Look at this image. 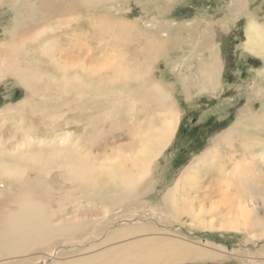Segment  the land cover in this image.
<instances>
[{"label": "bare ground", "instance_id": "bare-ground-1", "mask_svg": "<svg viewBox=\"0 0 264 264\" xmlns=\"http://www.w3.org/2000/svg\"><path fill=\"white\" fill-rule=\"evenodd\" d=\"M83 1L89 4L100 2ZM83 1L77 0V3ZM229 1L232 16L235 18L249 7V0ZM34 7L37 11L36 21L43 22L37 28L21 27L23 35L13 41L14 50L13 47L11 50L8 47L7 54L3 48L0 50V81L9 76L13 77L30 92L31 97L39 94L44 96L46 92L54 90L62 94L75 92V99L85 96L86 93H92L97 98H107L125 116L128 127L123 129L131 140L118 142L115 147L109 146L107 152H95L93 147L98 145L96 141H100L97 133L91 132L80 138L75 137L73 131L38 136L30 133L28 127L21 128L24 122L21 113L27 102L0 111V121L9 120L11 123L6 136L0 130V181L7 183L6 188L0 189V259H9L0 264H24L25 260H29V264H179L182 258L197 261L212 259L216 262L228 258L226 247L208 240L199 244V241L173 233L170 226L151 224L149 218L139 217L137 221L132 219L137 212L131 210L132 207L150 205L145 199L146 193L150 192L146 184L148 180L154 181L155 164L163 157L177 133L180 124L179 112L172 100V93L158 82H151L152 84L141 90L139 89L142 85L138 84L135 88L137 91H130L126 95L118 91L107 96L102 94V89L109 88L111 92V89H115V84H127L132 80L142 82L149 74L151 64L143 66L136 63L129 67V62L123 65L124 61H121L124 60V55L110 60L102 55L94 59L86 47L87 43L78 39L75 32V35H69V48L74 47L66 54L69 49L63 48L59 37H55L53 33H56L62 23L64 25V21L70 28L73 22L77 24L78 13L67 14L70 7L66 0H38ZM251 14L244 27V40L240 47L244 54L260 57L264 63V19L260 20L255 11ZM56 19V24L58 22L60 26L47 25V21ZM150 19H139L142 27L152 29L153 19ZM171 24L164 21L162 26L167 31L158 33V36L137 30L138 38L149 43L158 55L164 50L166 42L176 43L181 40L178 30L175 31ZM229 29L226 24L217 32V37L220 38ZM213 32L208 29L196 37L195 45H201L202 50L209 53L205 61H199L194 73L190 70L198 77L184 79L182 88L190 90L191 86H195L202 93L201 91H215L216 87H220L223 66ZM48 33L54 37L45 39L44 36ZM39 40L42 44L37 48L40 49L41 56L52 61L59 77L45 76L44 72L35 69L26 61L24 56L30 53L26 43L36 44ZM26 46L28 50L25 49ZM64 55L68 58L62 62ZM156 55L153 54L151 61L156 59ZM182 55L184 53L181 57ZM192 55L191 52L184 57L191 58ZM31 60L33 58L30 62ZM40 60L42 58L38 61ZM112 65L115 67L113 76L102 80ZM256 74L263 75L264 67ZM43 83L45 86L42 88ZM260 97L264 100V91ZM151 107L155 110L153 113L149 111ZM259 110L262 111L254 113L253 105L248 103L239 113L236 122L212 138L211 144L190 161L170 188L164 191L160 202L158 201L159 210L164 216L172 215L175 219L172 222L177 221L190 231L242 235L245 242L241 246L245 249H238V253L250 256L248 259L242 258L245 262L240 263L243 264H260L258 261L261 258L258 255H264V247L257 251L247 249L248 244L258 246L256 242L264 239V105ZM42 113L43 117L51 120V126L54 124L52 120L60 115L50 113L48 116L43 110ZM114 115L112 112L107 118L111 119ZM123 123L125 121L119 120L117 128L124 126ZM54 170L61 173L60 179L63 182L61 189L52 191L61 195L57 208L51 206V187L49 191L47 189L49 193L45 196L40 190L41 182L35 183L31 176L33 173L39 180H45ZM66 187L69 190H65ZM81 202H88L96 207L103 206V219L61 217L55 223L56 218L66 211L65 204L78 205ZM117 209H120L119 214H116ZM88 213L87 216L90 215L89 211ZM92 214H98V211L94 210ZM183 217L186 218L187 225L182 223ZM159 220L167 222L168 219L162 217ZM85 241H92L86 249L74 248V242H82L83 247ZM93 251V255L79 259L73 260L68 256ZM26 254L30 257L22 258ZM63 257L67 260L60 262Z\"/></svg>", "mask_w": 264, "mask_h": 264}, {"label": "rangeland", "instance_id": "rangeland-1", "mask_svg": "<svg viewBox=\"0 0 264 264\" xmlns=\"http://www.w3.org/2000/svg\"><path fill=\"white\" fill-rule=\"evenodd\" d=\"M35 1L38 2V0H0V50L3 48L5 54L9 52V49L11 50V47H13L14 50L15 43H13V41L17 40L23 35H21V27L26 28L30 26V28H37L43 22H37L35 19L37 15L36 8L34 7ZM99 1H102V3L98 2L97 4H89L87 1H83V3H77V0H66L68 7H70L67 11V14L70 15L72 12H76V14L78 13L77 15L79 16L77 24L75 22L70 24L71 28L66 24V21H64V25L61 21V26L58 22L56 24L57 19L54 21H47V25L60 26L59 29L55 31L56 33L53 34L55 37H59L61 42L60 45L63 48L66 47V49H69L66 54H69V52H71L72 48L74 47L72 46L69 48V35H72L75 32L78 39H83L87 43L86 47L88 48L90 54H93L92 56L94 59L97 57L100 58L102 55L104 58H106V60H110L112 58H120L124 55V60H121L124 61L123 65L128 62L130 64H128L129 67L132 66L131 64L134 65L136 63H139L143 66L151 64V70H149L151 73L149 72V74L144 77L142 82L138 83L135 80H132L127 84H115V89H111V92H109V88L102 89V94L108 96L114 93L116 94L118 91H120L123 93V95H126L130 91H137L135 88L138 86V84L142 85V87L139 89L141 90V88L146 86L148 87L150 84H152L151 82H158L170 93H172V100L178 109L180 118V124L178 125L177 133L174 139L172 140L169 148L165 151L163 157L155 164V178L153 177L154 181L148 180L149 182L146 184L151 193L147 192L145 199L148 201V203H150V205L145 204L144 207H132L131 210L137 211L133 215L132 219L137 221L139 220L137 219L139 217L141 219L149 218L151 220V224L155 223V225L162 224L167 227L170 226V231L173 233H179L184 238L199 241V244L201 241L203 243L205 240H208L213 244L226 247L225 252L228 258L222 259L223 261L218 260L216 262L214 260L212 261V259L197 261L190 258H182V260L179 261V264H243L240 262H245L244 259H248L247 257L250 256L244 253H238V249L239 251L245 249L241 246V244H244L245 242V239L242 235L238 233H206L198 232L197 230L190 231L188 227L178 224L177 221L172 222V220H175L172 218V215L167 216V214H165L164 216V213L159 210V199H161L164 191L170 188L176 177L181 171L184 170L190 161L205 151V149L211 144L210 142L212 138L236 122L239 113L248 105V103L253 105L254 113H259L262 111L259 109H261L262 105H264V100L260 97L262 91H264V74L259 75L256 73H258L259 70L264 67L263 59L260 57L244 54L240 45L244 40V27L247 24L249 16L252 15L251 13L255 11L258 14L260 20L264 19V0H249V7L244 10V13L240 11L241 13H238L237 18L232 16L233 11L231 10L229 0ZM162 5L164 7H162ZM156 9L158 10L156 11ZM144 17L149 20H151L150 18L152 17V29H145L142 27V23L139 21V19L142 20ZM80 20L84 23H82ZM164 21L167 24L172 23L171 25H173V29H177L181 35V40L176 43L166 42L164 45V50L156 55V51H154L153 47H150L149 43H147L142 38H138L139 35L137 30L142 32L148 31L153 33V35L158 36V33L164 32L166 30L165 27L162 26ZM25 23L27 25H25ZM226 24L229 25L230 29L228 32H226V34H222L220 38H218L217 32H219ZM208 29H211L212 32L214 31V41L215 43H218L217 50L219 59L221 60L223 66L220 77V87H216L215 91H210L212 93L209 91H201L202 93H200V89L198 90V88L195 86H191L189 88L190 90H187L182 88V86L184 87V85H182L183 80L187 78H197L198 76H195V74L192 73H194L193 71L195 70V67L198 65L199 61H205L204 59L208 56L209 52L202 50L201 45L197 43V45H195V41H197L196 37H198L200 34L202 35ZM58 31L59 33H57ZM54 36L48 33L44 37L47 39ZM64 43H66V45ZM26 44L30 48V53H27V55L24 57H26V61H28L32 67L44 72L45 76H60L57 73V69L55 68L52 61L41 56L42 53L37 47L39 44H42V41L39 40L36 44ZM181 46L184 48H181ZM25 49L28 50L27 46ZM191 52L193 53L191 58L184 57H187V55ZM58 53L59 52H56V54ZM183 53L184 55L181 57V54ZM153 54L156 55V59L151 61ZM66 56L67 55H64V57ZM38 57L39 59L42 58V60L38 61ZM64 57L62 62L68 58ZM32 58L33 60L30 62V59ZM94 59L93 61H95ZM114 68V65H112L111 69H109V71L104 74L102 80L108 79L109 76L112 77ZM44 84L45 83L42 84V88L45 86ZM127 87H129V90ZM184 93L187 94L185 95ZM74 94L75 92L62 94L60 91L55 92L54 90H50L46 92L44 96L39 94V96L31 97L28 90L20 85L16 79L9 76L3 81H0V111H3L5 108L8 109L10 106L14 107L22 102H27L26 106L23 108V113H21L22 118H24L21 128L26 129L28 127L30 133H34L38 136H46L47 134L49 136L56 132L61 133L62 131H73V133H71L75 137L80 138V136H87V134L91 132L97 133L100 141H96L98 145L93 147L95 148V152H107L109 151L110 147H115L120 142L131 140L129 139L130 136L127 135V131L123 129L128 127V123L126 122L125 116L118 112V107L116 104H111V101L107 98L104 99L101 97H94L92 93H86L85 96L79 99H75V96H73ZM70 109L72 110L70 111ZM149 109V111H152V113L155 111L152 107ZM42 110L45 112L44 114L48 116L50 113L60 114L58 115L60 117L57 116L55 120H52L54 121L55 125L53 124L51 126V120L43 117ZM112 112H114L115 115L112 116L111 119L107 118L108 114H112ZM68 116H70V118ZM67 118L69 119L67 120ZM119 120L122 122L125 121V123L122 124L124 126H118L117 128ZM62 122L63 124H61ZM10 124L11 123L9 120L0 121V130L4 136L9 133ZM15 133L16 136H19L18 132ZM31 176L33 177L35 183H39V181L41 182L40 190L45 194V196H47L49 193L47 192V189L49 191V187H51L52 192L54 189H61L63 184L62 180L60 179L61 173L57 172L56 170L52 171L45 180H39L38 177H36L33 173ZM27 180L28 178H26V181ZM5 184L7 185L6 182L0 181V189L6 188ZM65 190H69V188L66 187ZM51 196V206L52 208H57V202L61 195L57 192H52ZM64 206L66 211L61 213L60 216L56 218L55 223H57V220H59L61 217L62 219H76L77 217L78 219L83 220H102L105 215V208L103 206L102 207L104 209L101 206H93L88 202H81L78 205L67 203ZM78 208H80V210L77 211ZM5 210L7 211V207ZM94 210L98 211V214L93 215L92 212ZM119 210L120 209H117V213L115 211L113 213L119 214ZM88 211L90 212L89 216H87L89 214ZM261 213L262 211H260V214ZM161 216L165 217L166 220L168 219L167 222H162L159 220L162 218ZM181 221H183V224L187 225L185 217H183ZM106 224L107 223L105 222V227ZM90 242L92 241H85V246L83 247L82 242H74L76 245L74 248L76 250L82 248L86 249ZM256 244L259 245L253 246L248 244L247 249L257 251L258 248L260 249L261 247H264V239L257 241ZM233 249L237 250L234 251ZM94 252L95 251L88 253L79 252L68 256L74 260V258L79 259L88 255L91 256L94 254ZM26 255L27 256L22 258L27 259L30 257V255ZM258 257L261 258V261H258V263L264 264V255H258ZM64 258L65 257L61 258L60 262L67 260ZM17 260H20V258ZM2 261H9V259H0V262ZM29 263V260L24 261V264Z\"/></svg>", "mask_w": 264, "mask_h": 264}]
</instances>
